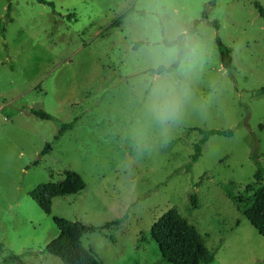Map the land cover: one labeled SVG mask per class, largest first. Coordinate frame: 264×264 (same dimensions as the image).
<instances>
[{
	"label": "rangeland",
	"instance_id": "374dc122",
	"mask_svg": "<svg viewBox=\"0 0 264 264\" xmlns=\"http://www.w3.org/2000/svg\"><path fill=\"white\" fill-rule=\"evenodd\" d=\"M45 1L55 9L12 0L10 21L0 0V260L63 264L44 253L61 218L99 229L82 244L102 264H174L151 237L173 214L195 227L212 264H264V235L245 215L264 184L253 160L264 168V0ZM157 35L176 42L164 65L149 55ZM218 40L231 51L230 70ZM161 82L177 107L164 123L152 111ZM196 128L233 135L212 136L191 164ZM66 171L86 189L55 198L47 215L30 193Z\"/></svg>",
	"mask_w": 264,
	"mask_h": 264
},
{
	"label": "trees",
	"instance_id": "16d2710c",
	"mask_svg": "<svg viewBox=\"0 0 264 264\" xmlns=\"http://www.w3.org/2000/svg\"><path fill=\"white\" fill-rule=\"evenodd\" d=\"M9 3L7 7V18L13 21L12 13V0H2ZM39 3L48 5L55 9L54 3L46 2L45 0H38ZM124 17V16H123ZM207 15H203L206 19ZM121 18L115 21L112 27L119 23ZM199 21H195L191 34L198 32ZM218 29L219 26L215 24ZM3 29V33H4ZM173 46L175 43H167ZM222 66L226 70H230L233 64L231 51L228 47L222 44L220 40L217 41ZM178 63L174 64L171 68L166 69L161 66L152 73L160 75L164 72H170L173 68H177ZM260 95H264V89L260 91ZM30 113L36 118L50 121L52 116L42 110L31 109ZM75 127V121L69 124L61 125L58 135L54 140L58 141L64 133L72 130ZM195 131L199 132L202 136L199 143L194 147V154L191 159V164H195L202 153V145H204L212 136H232V131H218L196 128ZM52 151V144H46L42 155L45 156ZM253 160L257 166V174L255 175L256 181L259 183L264 179V168L258 161L257 157ZM65 179L60 183L49 182L38 186L30 193V198L37 204V206L47 215H51L52 202L57 197L76 195L86 189V183L83 178L77 173L66 171ZM193 206H197L196 198L191 196ZM240 202H242L240 200ZM247 220L250 224L264 235V184L257 190L254 196V201L250 208L245 213ZM120 221H115L106 226L110 228L118 225ZM54 223L59 230L58 238L49 244L44 253H48L57 257L63 264H102L98 259L97 254L92 249H86L82 244V238L87 233H96L97 228L86 227L79 221H69L61 218H54ZM151 237L158 245L161 258L165 262L174 264H212L215 259V254L206 250L202 243V236L197 232L195 227L187 226L181 223L173 214L166 215L151 229ZM5 252L2 245L0 246V257ZM0 264H25L21 257L16 254H7L0 260Z\"/></svg>",
	"mask_w": 264,
	"mask_h": 264
},
{
	"label": "clouds",
	"instance_id": "9594fccd",
	"mask_svg": "<svg viewBox=\"0 0 264 264\" xmlns=\"http://www.w3.org/2000/svg\"><path fill=\"white\" fill-rule=\"evenodd\" d=\"M154 44L155 47L149 50L150 57L156 65L166 64L173 57L175 47L166 46L163 42V37L160 35L156 36ZM153 94L156 97V101L152 105V111L157 119L161 123L174 119L177 114V107L175 101L167 93L163 82L156 86Z\"/></svg>",
	"mask_w": 264,
	"mask_h": 264
}]
</instances>
